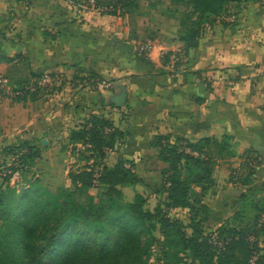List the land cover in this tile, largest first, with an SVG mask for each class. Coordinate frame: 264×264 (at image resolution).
I'll list each match as a JSON object with an SVG mask.
<instances>
[{
    "label": "crops",
    "instance_id": "obj_1",
    "mask_svg": "<svg viewBox=\"0 0 264 264\" xmlns=\"http://www.w3.org/2000/svg\"><path fill=\"white\" fill-rule=\"evenodd\" d=\"M0 16V74H7L13 87L34 72L60 73L69 81L55 94L0 101L1 163L12 161L8 147L31 143L41 148L36 164L42 158L72 164L64 171L68 180L69 168L94 163L73 154L67 146L70 132L91 116L103 117L123 133L103 165L134 164L143 181L138 186L147 189L153 181L162 184L167 167L154 145L157 137L198 143L229 135L235 156L216 159L215 186L205 198L211 208L207 233L235 214L249 190L232 181L233 170L253 160L255 182L264 181V0L232 3L226 16L205 23L195 47L153 43L145 59L138 54L142 42L121 15L66 0H0ZM176 50L184 51L185 61L173 71L164 57ZM19 69L25 79L15 84L12 72ZM90 74L113 88L102 92L76 83ZM172 213L189 222L187 209Z\"/></svg>",
    "mask_w": 264,
    "mask_h": 264
},
{
    "label": "trees",
    "instance_id": "obj_2",
    "mask_svg": "<svg viewBox=\"0 0 264 264\" xmlns=\"http://www.w3.org/2000/svg\"><path fill=\"white\" fill-rule=\"evenodd\" d=\"M241 1L191 0L202 23L181 39L185 48L197 45L205 23L226 16L229 6ZM130 2L111 0L103 4L98 0V5L110 8L105 13L119 15ZM3 19L0 16V22ZM169 56L164 57L166 64ZM41 75L34 72L31 76ZM106 129L111 132L107 134ZM122 140L123 133L111 121L87 118L79 129L70 132L67 146L72 145L73 154H79L81 160L94 163L69 172L70 184L55 189L41 186L32 172L35 160L41 157L40 147L27 142L8 147L6 154L12 161L1 163L0 170V264H149L157 225L163 236L159 264H253L254 258V264H264V199H259L264 194V181L260 184L263 194H258L253 160L231 175L232 181L249 187L239 209L215 232L205 231L211 214L205 198L215 186L216 159L235 156L231 136L198 143L157 137L154 145L167 167L155 193L159 202L154 210L146 208L148 199L140 193L132 202H124L123 188L143 184L134 164L120 160L112 168L103 165L107 150L115 149ZM78 144L91 148L79 152ZM184 145L199 155L185 153ZM96 168L102 169L98 179ZM4 171L10 173L1 176ZM16 174L19 179L13 183ZM92 189L100 191L97 198L89 194ZM179 208L188 210L187 224L170 215ZM249 212L254 213L251 220Z\"/></svg>",
    "mask_w": 264,
    "mask_h": 264
},
{
    "label": "rangeland",
    "instance_id": "obj_3",
    "mask_svg": "<svg viewBox=\"0 0 264 264\" xmlns=\"http://www.w3.org/2000/svg\"><path fill=\"white\" fill-rule=\"evenodd\" d=\"M66 1L74 3V5L77 7H82L83 5L82 0ZM99 1L104 4L111 0ZM118 14H121V16L124 17L126 23L132 29L133 35L139 38L141 42L150 40L153 43L162 41H178L182 43L181 39L187 38L189 36L190 29L197 24L201 25L202 23V17L195 11L191 0H131L130 4L126 6L124 10H120ZM182 44H184V42ZM176 52L184 54V51L182 50H176ZM12 73L13 78H11V80L15 84H19L25 79V76L20 69L15 70ZM3 76L8 77L7 74H4ZM71 165L68 162L48 163L44 158H42V160L39 161L32 169V172H36V174L41 176V186L55 189L59 186H68L70 184V181L65 179L64 171ZM1 168L2 165L0 162V170ZM48 170L49 173L47 172ZM69 170L70 172L73 171L74 167L69 168ZM31 177L32 176L30 174V176L24 179L22 183L26 185L27 180ZM15 178L18 180L19 175L16 174L13 177V183L16 181L14 180ZM157 184L158 183L156 181H153V185L147 189L141 188L140 186L123 188L122 191L124 193V202H132L135 198V195L140 193L148 199L146 208L149 210H154L159 202V197H156L155 193L158 188L161 187V185ZM260 184L261 182L257 183V191H259L258 194H263ZM89 194L97 198L100 194V191L98 189H92L89 191ZM259 199L263 200L264 194L259 197ZM253 214V212H249L248 220H251ZM170 215L173 218H178L176 216L180 214L176 215L170 213ZM184 222L185 224L188 223V221ZM153 234L156 238V242L152 246L148 260L149 264H159L161 260L160 248L162 247L163 243V236L159 225H157V228Z\"/></svg>",
    "mask_w": 264,
    "mask_h": 264
},
{
    "label": "built area",
    "instance_id": "obj_4",
    "mask_svg": "<svg viewBox=\"0 0 264 264\" xmlns=\"http://www.w3.org/2000/svg\"><path fill=\"white\" fill-rule=\"evenodd\" d=\"M82 7L85 9H91L100 13L107 12L110 8L105 6L98 5V0H82ZM153 42L150 40H147L145 42H142L139 49L138 54L141 58H148L153 50ZM185 61V57L183 54L173 51L170 52L169 61H168V67L171 70H177L178 66L183 64ZM83 78L82 81H76L77 84L85 86V87H91L96 89L97 91H109L113 88V84L110 81L103 80L98 77H92L91 75H87ZM69 81L60 73H52L47 72L43 73L39 77H30L25 83L22 84L20 88L13 87L9 80L0 74V101L2 100H20L25 99L28 97L36 96L41 93H48V94H55L58 93L67 86ZM110 111L112 112H118L117 107H109ZM107 134L111 132V129H106L105 131ZM121 144V143H120ZM118 144V145H120ZM88 148H91L90 145H80V150H86ZM117 148V147H116ZM115 149H108L107 153L113 154L115 152ZM182 151H184L187 154H192L194 156H198L199 154L196 152H192L186 145L182 147ZM101 168H96L95 170V178L98 179L101 173ZM7 171H4L1 176H5ZM13 180V179H12ZM16 180V178L14 179ZM97 183V181H95ZM264 221V216L261 219V222ZM215 243H218V240L215 238ZM256 261V258L253 259V264Z\"/></svg>",
    "mask_w": 264,
    "mask_h": 264
}]
</instances>
